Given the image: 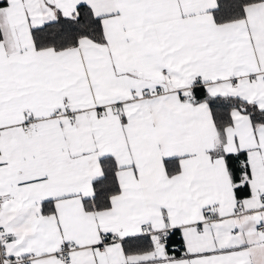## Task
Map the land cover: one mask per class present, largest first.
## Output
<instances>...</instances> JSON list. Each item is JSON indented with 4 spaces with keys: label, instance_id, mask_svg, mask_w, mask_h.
<instances>
[{
    "label": "snow or ice",
    "instance_id": "6c2138e0",
    "mask_svg": "<svg viewBox=\"0 0 264 264\" xmlns=\"http://www.w3.org/2000/svg\"><path fill=\"white\" fill-rule=\"evenodd\" d=\"M0 264H264V0H0Z\"/></svg>",
    "mask_w": 264,
    "mask_h": 264
}]
</instances>
